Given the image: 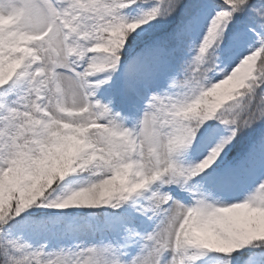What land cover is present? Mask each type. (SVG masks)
Wrapping results in <instances>:
<instances>
[{"label":"snow or ice","instance_id":"obj_1","mask_svg":"<svg viewBox=\"0 0 264 264\" xmlns=\"http://www.w3.org/2000/svg\"><path fill=\"white\" fill-rule=\"evenodd\" d=\"M0 264H264V0H0Z\"/></svg>","mask_w":264,"mask_h":264}]
</instances>
